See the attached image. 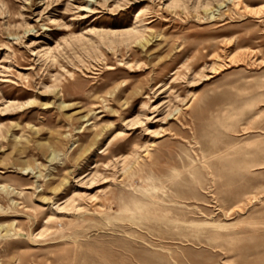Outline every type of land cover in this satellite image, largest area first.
<instances>
[{
    "label": "rangeland",
    "instance_id": "obj_1",
    "mask_svg": "<svg viewBox=\"0 0 264 264\" xmlns=\"http://www.w3.org/2000/svg\"><path fill=\"white\" fill-rule=\"evenodd\" d=\"M0 264H264V0H0Z\"/></svg>",
    "mask_w": 264,
    "mask_h": 264
},
{
    "label": "bare ground",
    "instance_id": "obj_2",
    "mask_svg": "<svg viewBox=\"0 0 264 264\" xmlns=\"http://www.w3.org/2000/svg\"><path fill=\"white\" fill-rule=\"evenodd\" d=\"M139 33L136 29L134 28H130V29H126V30H123V31H118V32H113V33H117V34H120V35H123L125 37V39H129L133 36H137ZM47 51H45L44 53H46ZM179 109H177L178 111ZM136 162V159H134L133 161H128L122 168V170L124 172L128 171L130 168H132V165Z\"/></svg>",
    "mask_w": 264,
    "mask_h": 264
}]
</instances>
